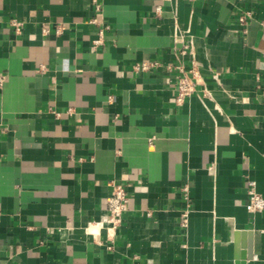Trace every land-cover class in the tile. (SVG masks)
<instances>
[{"label":"crops","instance_id":"crops-1","mask_svg":"<svg viewBox=\"0 0 264 264\" xmlns=\"http://www.w3.org/2000/svg\"><path fill=\"white\" fill-rule=\"evenodd\" d=\"M100 2L0 0V264H264V0Z\"/></svg>","mask_w":264,"mask_h":264},{"label":"built area","instance_id":"built-area-1","mask_svg":"<svg viewBox=\"0 0 264 264\" xmlns=\"http://www.w3.org/2000/svg\"><path fill=\"white\" fill-rule=\"evenodd\" d=\"M97 10L102 9L100 0H93ZM248 14L241 16V21L246 22ZM93 22L99 25L100 37L95 40V46L103 43V37L108 25L105 22L99 21L96 17L92 19ZM16 25H20V22H15ZM264 25V22H263ZM192 46V45H191ZM186 52V51H184ZM193 66L187 69L183 63H179L176 67L179 69V75L177 76V94L176 100L179 103L185 102L190 96L199 90V85L202 82V75L200 68L195 60H193ZM164 64L158 60H143L135 65V69L149 71L154 68L162 67ZM171 68V66H169ZM112 192L107 200L102 204L104 211L103 218L98 224L101 226H108L109 229L116 230L119 228L125 219L127 212L130 209V198L128 194V188L125 184L119 182H111ZM247 192L249 195V202L247 205L248 211L251 214L264 211V195L259 192L257 188V181L252 178H247ZM184 196L188 198L187 187L184 188ZM191 202H187V206L182 211L183 221L182 224L186 226L188 224L190 216Z\"/></svg>","mask_w":264,"mask_h":264}]
</instances>
